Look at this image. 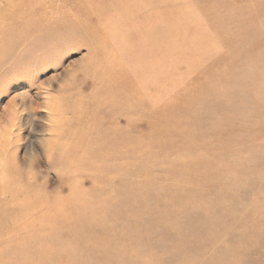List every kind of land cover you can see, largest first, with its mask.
Returning <instances> with one entry per match:
<instances>
[{
  "label": "rangeland",
  "instance_id": "obj_1",
  "mask_svg": "<svg viewBox=\"0 0 264 264\" xmlns=\"http://www.w3.org/2000/svg\"><path fill=\"white\" fill-rule=\"evenodd\" d=\"M0 264H264V0H0Z\"/></svg>",
  "mask_w": 264,
  "mask_h": 264
},
{
  "label": "bare ground",
  "instance_id": "obj_2",
  "mask_svg": "<svg viewBox=\"0 0 264 264\" xmlns=\"http://www.w3.org/2000/svg\"><path fill=\"white\" fill-rule=\"evenodd\" d=\"M90 6V5H89ZM94 7V6H93ZM88 9V8H87ZM86 9V10H87ZM90 10V9H89ZM91 11V10H90ZM64 15L63 13H57V16H53L54 18H60L59 16ZM65 15H69V17L66 19L67 21L63 24V25H69V26H80L79 20L77 15H75L74 17L71 16L70 13H66ZM25 26V25H24ZM143 55V54H142ZM147 57V56H146ZM145 58V57H144ZM154 60V59H153ZM106 96L108 97L109 100H105V98L99 103L100 106H106L107 104L109 105L110 103H112V105H116L118 107H122L125 108L126 107V103L130 101V99H124L125 102H122L119 98L118 93H116V91H114L113 89H108L106 90ZM99 96H103L102 93L99 94ZM49 139V138H48ZM47 144V143H46ZM72 151V150H71ZM72 167V166H71ZM69 170V169H68ZM14 192V191H13ZM17 197V196H16ZM15 198V197H14ZM13 198V199H14ZM58 223V221H57ZM73 231V230H72ZM74 237V236H73ZM25 243V242H24ZM20 245V244H19ZM5 253V252H4Z\"/></svg>",
  "mask_w": 264,
  "mask_h": 264
},
{
  "label": "clouds",
  "instance_id": "obj_3",
  "mask_svg": "<svg viewBox=\"0 0 264 264\" xmlns=\"http://www.w3.org/2000/svg\"><path fill=\"white\" fill-rule=\"evenodd\" d=\"M29 173L31 172V164H29L28 168L26 169Z\"/></svg>",
  "mask_w": 264,
  "mask_h": 264
}]
</instances>
